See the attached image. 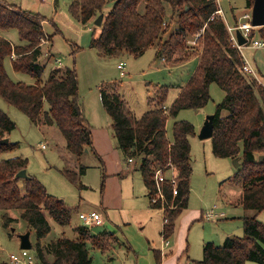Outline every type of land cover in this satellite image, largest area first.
Here are the masks:
<instances>
[{
  "label": "trees",
  "instance_id": "16d2710c",
  "mask_svg": "<svg viewBox=\"0 0 264 264\" xmlns=\"http://www.w3.org/2000/svg\"><path fill=\"white\" fill-rule=\"evenodd\" d=\"M109 1L112 7L105 13ZM254 2L248 0V5L252 7ZM143 4L145 9L140 12ZM68 9L84 25L93 22L98 27L94 22L100 14L104 15L100 32L96 35L93 31L90 43L102 57H140L148 49L155 48L156 57L168 66H180L193 58L198 59L196 70L180 87L173 103L165 106L169 87L159 86L156 98L149 102L150 108L140 117L134 114L123 95L116 90L101 89L102 103L110 117L114 136L126 157L140 158V171L150 204L155 209L163 206L161 200L151 201L157 196L156 171L162 170L166 177L162 188L168 205L161 231L165 240L174 235L178 218L188 207L193 173L189 138L195 134L192 123L176 121L173 140H170L167 121L183 109L205 107L211 99L212 83L225 91L223 101L213 114V153L221 158H241V167L234 180L243 187L241 205L255 211V215L244 217L243 236L230 237L223 245L207 242L203 258L192 260V263L247 264L254 261L264 264V223L258 219V214L264 211V158L259 162V157L264 156V85L243 70L245 60L231 39L227 22L214 15L217 4L213 0H72ZM44 21L45 17L39 13L0 0V97L25 113L36 125L56 126L71 154L81 156L86 150L96 153L93 128L80 104L75 67H54L49 77L43 78L50 56L55 57L51 53L53 36L44 31ZM173 22L177 27L171 32ZM10 29L18 32L19 44L4 36ZM257 33L264 39V26L253 28L251 39ZM45 41L50 43V56L42 63ZM7 58L11 59L16 72L29 74L34 83L14 81L6 70ZM15 128L16 123L0 108V141L8 138ZM19 145L10 139L8 143H0V212L4 224L9 225L13 220L10 211H20L21 217L35 230L36 264H92L90 247L109 252L112 243L120 241L117 232L94 234L84 225L75 227L76 239L62 237L42 243L51 231L46 212L57 223L66 225L76 208L49 194L35 177H17L19 172L27 170L28 159L1 156ZM173 170L178 190L175 197L171 182ZM64 172L73 182L78 181L76 172L69 169ZM85 172L86 167L80 165L79 174ZM103 177L102 188L107 177L105 169ZM173 203L176 207L168 208ZM50 254L53 259H49ZM155 255L159 261L161 252L155 250Z\"/></svg>",
  "mask_w": 264,
  "mask_h": 264
},
{
  "label": "rangeland",
  "instance_id": "374dc122",
  "mask_svg": "<svg viewBox=\"0 0 264 264\" xmlns=\"http://www.w3.org/2000/svg\"><path fill=\"white\" fill-rule=\"evenodd\" d=\"M6 1L45 17L44 31L53 36L51 53L55 57L51 58L48 54L50 43L43 42L41 62L44 63L50 56L43 78L47 79L54 67H75L79 79L80 104L96 133V153L88 151L81 156L71 154L56 126L36 125L25 113L0 97V108L16 123V128L8 134V138L20 144L17 149L1 157L27 158V174L38 179L49 194L76 208L70 223L66 225L57 223L46 212L51 231L42 243L47 244L62 237L76 239L75 227L85 226L80 213L93 210L105 222L91 228L92 233L117 232L120 241L112 243L109 252L90 247L92 264H160L155 255V250L159 249L163 250V259L170 264H187L188 258L196 261L203 258V247L207 242L223 245L228 238L245 234L244 217L255 215V211L246 210L241 205L243 187L234 180L242 160L215 156L212 138L199 137L207 117L216 112L217 105L224 99L225 91L217 83L210 85L211 99L205 107L198 110L183 109L167 121L166 130L170 140H173L176 121L192 123L195 134L189 138L193 173L188 207L178 218L174 235L166 240L161 234L163 210L148 206L150 200L145 196L147 190L140 171V158H131L130 161L125 156L102 103V88L116 90L124 96L134 114L140 117L150 108L149 102L156 98L159 86L165 85L169 87L165 106H170L180 86L185 85L196 70L197 58L180 66H168L161 58L155 57V48L148 49L140 57L127 55L126 60L123 56L102 57L90 46L93 31L98 35L99 26H94L93 22L84 25L74 18L68 9L72 0ZM231 4L236 5L239 15L246 9L245 0H222L224 19L229 25L234 23ZM111 7L112 2L109 1L104 12H109ZM144 9L143 4L140 12ZM176 27L177 23L173 22L170 31ZM4 35L14 44L21 42L15 29L5 31ZM253 39L261 37L257 33ZM242 47L245 60L257 69L262 80L259 82L264 83V48L252 47L251 43ZM120 62L124 63V70L118 68ZM5 66L14 81L34 83L29 74L13 69L10 58L6 59ZM80 165L86 167L83 174H79ZM67 169L78 174L76 183L64 172ZM104 169L107 177L102 188ZM215 205L216 210L223 212L224 216L206 218V213ZM9 215L13 220L5 225L0 212V262L10 260V254L25 259L20 237L30 231L32 248L29 251L36 264L35 230L21 217L20 211H10ZM258 219L264 223V211L258 214ZM167 240L169 245L164 246ZM49 259H53V254L49 255ZM249 264L259 263L250 261Z\"/></svg>",
  "mask_w": 264,
  "mask_h": 264
},
{
  "label": "built area",
  "instance_id": "2783aa9c",
  "mask_svg": "<svg viewBox=\"0 0 264 264\" xmlns=\"http://www.w3.org/2000/svg\"><path fill=\"white\" fill-rule=\"evenodd\" d=\"M213 1L217 4V10L215 11L214 15L221 16L224 18V11L221 7L222 0H213ZM243 20H245V21L239 23L237 26H230L227 24L228 30H229L230 35H231V39L235 43V45H237L239 49L242 48V46L238 45L237 36H236V32L239 29V30H241L243 36L247 39L246 44L251 43L252 47L264 48V39H262V38L261 39H251V30L253 28H255L251 24L252 12H248V13L244 14ZM202 30H204V28ZM192 42L194 43V41H192ZM55 61H57V60H55ZM124 67H125L124 63L120 62V64L118 65V68L121 70H124ZM243 70L246 72V74H248L251 77H255L259 81V78L257 77L256 73L254 72V70L251 68V66L246 61L244 62ZM122 74H124L123 71H122ZM44 147H45V145H44ZM130 161H132V159H130ZM165 178L166 177L164 176L162 170L156 171L155 179H156V184H157V196L151 198L152 203H157L158 200H161L162 205H163L161 208V210H163V216L165 214V211L167 210V205H168L166 196H165V194L163 192V188H162V184L165 182ZM176 181H177L176 180V172H175V170H173L171 172V182L174 185L173 197L178 195V190L176 187ZM175 207H176V205L173 203L168 208H175ZM216 208H217L216 205L213 208H211L206 213V218L214 219V218L224 216V213L218 212L216 210ZM79 216L83 220L85 226H87L89 229L93 228L95 225L103 224V218L97 211L81 212ZM167 245H169L168 240L164 243V246H167ZM161 252L163 253L162 249H161ZM22 255L25 258L24 260L17 257L15 254H10L9 259H10L11 263H13V264H34V256L30 253L29 250L23 249Z\"/></svg>",
  "mask_w": 264,
  "mask_h": 264
},
{
  "label": "water",
  "instance_id": "95a60500",
  "mask_svg": "<svg viewBox=\"0 0 264 264\" xmlns=\"http://www.w3.org/2000/svg\"><path fill=\"white\" fill-rule=\"evenodd\" d=\"M103 14H100L98 16V18L95 20V24L98 26H101L102 21H103ZM252 26L255 28H259V27H263L264 26V0H255L254 5L252 7V22H251ZM236 36H237V42L239 46H244L247 43V39L243 36L241 30H237L236 32ZM214 115H209L200 131L199 137L201 139H205V138H212L213 134H214ZM9 139L6 138L2 141H0V143H8ZM87 152V150H86ZM264 156H260L259 157V162H262ZM237 160V159H236ZM238 161V160H237ZM236 161V164L239 165V163ZM27 171L26 170H22L21 172H19L17 174V177L19 178H25L27 177ZM21 240V248L22 249H26V250H30L32 248V241H31V232L28 231L25 234L21 235L20 237Z\"/></svg>",
  "mask_w": 264,
  "mask_h": 264
},
{
  "label": "crops",
  "instance_id": "0c3cea01",
  "mask_svg": "<svg viewBox=\"0 0 264 264\" xmlns=\"http://www.w3.org/2000/svg\"><path fill=\"white\" fill-rule=\"evenodd\" d=\"M245 5H246V9L242 12V14H237L236 13V11L238 10V8L236 7V5L235 4H231L230 5V7H231V10H232V14H233V16H234V23H233V25L234 26H237L238 24H239V22H241L242 20H243V15L244 14H246V13H248V12H252V7H250L249 5H248V0H245ZM235 9V10H234ZM224 15H225V12H224ZM228 24V23H227ZM44 25H45V21L43 22V27H44ZM229 25V24H228ZM233 25H230V26H233ZM5 36V35H4ZM6 37V36H5ZM243 48V47H242ZM240 49L241 50V52L243 51V49ZM242 54H243V52H242ZM155 57H156V54H155ZM243 57H244V55H243ZM126 58H127V56H125L124 57V59L126 60ZM244 60H245V57H244ZM246 61V60H245ZM247 62V61H246ZM248 63V62H247ZM249 65H250V63H248ZM251 66V68L254 70V72L256 73V75H257V77L259 78V80L260 81H262L261 80V78H260V76H259V74H258V72H257V69L253 66V65H250ZM262 84H264L263 82H261ZM183 86V85H182ZM181 87V86H180ZM179 91H180V89H179ZM179 91H178V93H179ZM178 93L176 94V97H177V95H178ZM175 97V98H176ZM94 128V127H93ZM95 129H93V139H94V143L96 144V141H95ZM144 186L146 187V185L144 184ZM146 190H147V188H146ZM146 197H147V199L149 200V196H148V190H147V194L145 195ZM148 206H149V208L151 207L152 209H155V208H153L152 206H151V204H150V202L148 201ZM157 210H159V209H157ZM94 211V210H93ZM83 212H85V211H83ZM91 212V211H90ZM103 218V217H102ZM105 221H104V218H103V223H104ZM92 231V230H91ZM159 251L161 252V249H159ZM162 252H161V258H160V260H159V262H161L160 264H170L168 261H166L165 259H163V257H162ZM6 262H8L9 264H13V263H11V261L10 260H8V261H6ZM108 264V263H107ZM151 264V263H150ZM172 264H173V262H172ZM187 264H192V260L190 259V258H188V261H187ZM247 264H249V262L247 263Z\"/></svg>",
  "mask_w": 264,
  "mask_h": 264
}]
</instances>
